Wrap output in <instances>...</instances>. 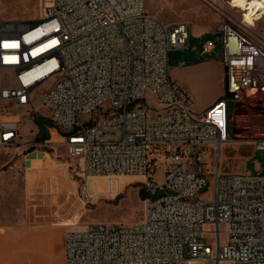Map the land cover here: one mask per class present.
<instances>
[{"label":"built area","instance_id":"2783aa9c","mask_svg":"<svg viewBox=\"0 0 264 264\" xmlns=\"http://www.w3.org/2000/svg\"><path fill=\"white\" fill-rule=\"evenodd\" d=\"M38 1L36 21L0 20V102L27 108L47 84L40 103L52 137L36 146L61 137L85 192L94 180L124 177L144 187L141 220L68 230L66 264H264V161L256 173L222 170L224 147L237 143V103L264 104V45L230 22L205 32L220 43L226 93L236 97L232 109L226 97L195 113L192 92L170 66V54L193 36L192 22L167 23L145 0ZM216 52L207 40L198 59ZM11 117L0 114V144L17 141ZM248 143L264 153V135ZM160 158L158 182L151 171Z\"/></svg>","mask_w":264,"mask_h":264},{"label":"rangeland","instance_id":"374dc122","mask_svg":"<svg viewBox=\"0 0 264 264\" xmlns=\"http://www.w3.org/2000/svg\"><path fill=\"white\" fill-rule=\"evenodd\" d=\"M231 1L145 0L146 9L167 23L192 22L195 34L203 28L207 32L218 28L223 22H230L236 29L243 30L257 43L264 45V14L257 18L254 28H243L240 23L244 7L232 4ZM39 15L38 0H3L0 20L30 22L36 21ZM207 40L216 41L217 52L205 56L202 62L191 65L197 62V55L200 51L198 49ZM219 49L220 43L215 36L197 37L194 35L190 38L186 49L177 50L174 55L178 61L189 65L174 68L173 58L171 60L173 79L192 88L195 113L205 111V107L219 92H221L222 99L226 98L225 69L216 57ZM9 80L10 78L7 77L6 85L12 86L13 81ZM46 88H48L47 84L34 93V99L27 108H16L11 102H0V114L14 116L5 118V120L16 121L18 126L17 141L13 145L0 144V207L7 212L8 210L9 212L21 210L24 207V197H28L30 186L34 184L38 176L39 185L34 184L38 197L29 199V207L37 210L41 217L50 216L60 221H70L68 226L79 230L99 223L128 226L141 220L144 211L142 184L136 183L135 180L131 181L132 178L129 177L114 181L112 179L94 180L89 183V188L95 187L96 189L88 188L85 192V181L77 174V160L69 155L61 137L54 132L53 140L48 146L43 148L36 146L42 141L37 137L39 128L35 120L47 116L45 108L40 103L42 92ZM148 103L153 108L159 109L154 96L149 95ZM233 107L234 100L229 99V108ZM231 127L230 135L232 139L237 140V143L227 144L224 147L223 172L256 173L264 161V153L256 151L254 146L248 142L264 135L262 98L253 97L237 103ZM59 133L62 135L64 130H59ZM51 137L49 132V138ZM40 150L45 153L42 158L31 159L30 166H27V154ZM161 163L162 158L155 160L152 164L151 172L155 171L153 174L158 182L163 181L164 178V167ZM215 164L216 156L212 155L207 166L213 168ZM51 171L55 177V183L57 184V180L60 182L58 189L55 190L56 193L47 192L45 179L48 176L46 174ZM84 193L88 195V199ZM49 197L56 199L54 207L46 203ZM199 197L204 200L211 199L209 193H201ZM209 243L214 246L212 242Z\"/></svg>","mask_w":264,"mask_h":264},{"label":"crops","instance_id":"0c3cea01","mask_svg":"<svg viewBox=\"0 0 264 264\" xmlns=\"http://www.w3.org/2000/svg\"><path fill=\"white\" fill-rule=\"evenodd\" d=\"M203 29L196 34L193 33V36L204 37L205 30ZM202 46L198 50L201 51ZM185 49L186 47L183 50ZM175 54V51L170 54V66L172 58L174 68L187 67L189 65L183 61H178L176 56L174 57ZM204 58L205 57L199 60L197 57V62L190 64L196 65L197 63L202 62ZM184 85H186L192 92V88H190L189 85ZM220 99L221 92L216 94L202 113L206 112ZM46 175H48L47 178L45 176L47 192L50 191V193H52L53 191V193H56L55 190L58 189L57 187L60 185V182L57 180V184L55 183V177L53 176L52 171ZM39 181V177L37 176L34 180L35 186L39 185ZM34 184L30 186L28 197H24V207L21 210H15L16 212H9L8 210L7 212L4 208L0 207V264H66V232L68 230L79 229H76V227L73 226H68L70 221H60L56 217L50 218V216L41 217L38 215L37 210H34L32 207L30 208L29 199L38 195L35 192L36 189ZM3 193L1 194L3 195ZM50 197L47 199L46 203L50 204L51 207H54L56 199H51ZM58 198L60 197L58 196Z\"/></svg>","mask_w":264,"mask_h":264},{"label":"bare ground","instance_id":"6f19581e","mask_svg":"<svg viewBox=\"0 0 264 264\" xmlns=\"http://www.w3.org/2000/svg\"><path fill=\"white\" fill-rule=\"evenodd\" d=\"M231 2L232 4L244 7V12L241 14L242 22L240 24H243L248 29L254 28L257 18L264 14V0H232ZM45 47H41L38 51L43 50Z\"/></svg>","mask_w":264,"mask_h":264},{"label":"trees","instance_id":"16d2710c","mask_svg":"<svg viewBox=\"0 0 264 264\" xmlns=\"http://www.w3.org/2000/svg\"><path fill=\"white\" fill-rule=\"evenodd\" d=\"M36 125L39 128V133H38V139L41 140L42 142L49 139V132L48 128L52 126V123L48 116L46 117H39L35 120Z\"/></svg>","mask_w":264,"mask_h":264},{"label":"water","instance_id":"95a60500","mask_svg":"<svg viewBox=\"0 0 264 264\" xmlns=\"http://www.w3.org/2000/svg\"><path fill=\"white\" fill-rule=\"evenodd\" d=\"M226 97L229 98V99H233L236 97L235 94H229V93H226ZM45 153L42 152V151H33V152H30L29 154H27L26 156V165L27 166H30V162H31V159L33 158H42V156L44 155Z\"/></svg>","mask_w":264,"mask_h":264}]
</instances>
